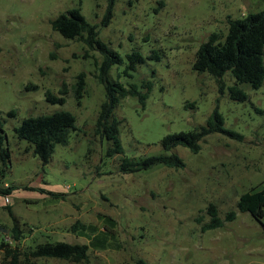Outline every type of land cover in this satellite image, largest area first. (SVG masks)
I'll use <instances>...</instances> for the list:
<instances>
[{
    "label": "rangeland",
    "instance_id": "1",
    "mask_svg": "<svg viewBox=\"0 0 264 264\" xmlns=\"http://www.w3.org/2000/svg\"><path fill=\"white\" fill-rule=\"evenodd\" d=\"M108 1L0 0V121L10 150L0 187H15L11 195L0 196V241L21 254L43 243L86 245L88 262L81 264H264V217L259 223L236 207L243 193L264 188V113L259 112L264 111V83L257 90L243 86L248 100L238 103L226 91L219 93L210 76L192 70L195 53L210 34L223 37L228 18L263 11L264 0L113 1L110 23L99 28V38L124 63L112 66L108 79L126 87L148 80L153 86L144 108L136 98L116 104L113 117L121 121L123 153L112 158L105 156L108 142L94 134L104 100L95 79L100 57L50 27L73 8L100 26ZM132 51L145 61L132 78L118 79ZM152 51L157 61L147 59ZM81 73L85 92L77 105L73 85ZM47 91L55 96L66 91L65 103H47ZM216 107L224 128L238 138L211 134L195 155L175 148L185 164L181 170L158 165L134 174L119 171L122 158L166 155L163 137L203 126ZM11 111L14 117L8 116ZM59 111L75 116L76 131L67 145L54 147L43 166L13 129L28 117ZM209 205L221 219L232 211L236 217L202 232ZM76 222L85 229L72 232ZM14 227L21 233L16 243L10 239ZM0 264H8L2 252Z\"/></svg>",
    "mask_w": 264,
    "mask_h": 264
},
{
    "label": "trees",
    "instance_id": "2",
    "mask_svg": "<svg viewBox=\"0 0 264 264\" xmlns=\"http://www.w3.org/2000/svg\"><path fill=\"white\" fill-rule=\"evenodd\" d=\"M114 0L108 1L107 11L100 26L87 22L81 14L80 8H73L58 15L50 22L51 29L62 38L82 43L87 52L97 53L100 57L96 62L95 79L104 90V100L100 104L97 118L94 124V134L101 140L108 142L105 156L112 158L123 153L119 138L121 121L113 117V111L117 103L125 98H136L141 108H144L153 83L142 81L140 84L131 83L126 87L122 83L110 81L108 72L114 65H122L123 58L99 38V28L109 25L112 17V5ZM86 52V53H87ZM88 54V53H87ZM126 64L117 78H132L137 67L144 63V57L138 51H132L125 55ZM148 60H158L155 51L147 57ZM192 70L199 74H207L216 83L219 93L226 91L229 99L244 103L248 95L243 86L252 90L259 89L264 83V10L256 13H248L236 19L227 20V33L222 37L218 33H212L207 40L200 44L195 53ZM226 77L233 80L227 85ZM85 75L81 73L73 85V98L79 105L85 92ZM35 89V87H32ZM66 91H60V96L51 92L45 93V101L49 104L63 105V95ZM193 107L194 104H191ZM264 113V111H259ZM8 116L14 117L11 111ZM76 118L66 111L54 112L49 115H40L24 119L18 127L13 129L14 136L28 143L34 157H37L43 166H46L54 152L56 145H67L70 133L76 131ZM216 133L227 134L238 138L234 132L224 128V118L216 107L203 126H197L188 132H178L163 137L160 146L166 155L150 156L138 161L122 158L119 171L123 174H134L149 171L160 165L165 168L181 170L185 167L183 160L174 152L177 147L187 149L191 154H198L202 140ZM3 124L0 121V183L4 173L8 170L10 150L5 143ZM15 191V187H0V196L7 197ZM237 210L249 214L254 220L261 223L264 217V188L253 187L243 193L237 202ZM10 216L11 212L9 211ZM208 222L201 228L202 232L220 228L225 222L235 219L236 213L229 212L221 219L214 205L207 208ZM13 221L15 219L12 217ZM85 229V225L76 222L70 230ZM264 229V226H263ZM21 233L17 227L10 230V239L13 243L20 241ZM3 236V235H2ZM0 252L8 264H31L34 259H57L72 264L88 262V247L79 244H67L64 242L43 243L33 249H27L21 254L17 247L0 241ZM137 264H145L138 261Z\"/></svg>",
    "mask_w": 264,
    "mask_h": 264
},
{
    "label": "water",
    "instance_id": "3",
    "mask_svg": "<svg viewBox=\"0 0 264 264\" xmlns=\"http://www.w3.org/2000/svg\"><path fill=\"white\" fill-rule=\"evenodd\" d=\"M4 233H6V231L2 230Z\"/></svg>",
    "mask_w": 264,
    "mask_h": 264
}]
</instances>
